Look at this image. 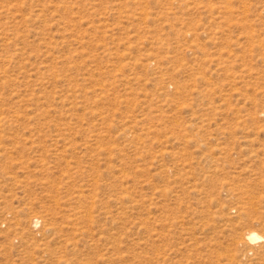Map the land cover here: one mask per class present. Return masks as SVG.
I'll list each match as a JSON object with an SVG mask.
<instances>
[{
    "label": "rangeland",
    "instance_id": "rangeland-1",
    "mask_svg": "<svg viewBox=\"0 0 264 264\" xmlns=\"http://www.w3.org/2000/svg\"><path fill=\"white\" fill-rule=\"evenodd\" d=\"M0 264H264V0H0Z\"/></svg>",
    "mask_w": 264,
    "mask_h": 264
},
{
    "label": "bare ground",
    "instance_id": "bare-ground-1",
    "mask_svg": "<svg viewBox=\"0 0 264 264\" xmlns=\"http://www.w3.org/2000/svg\"><path fill=\"white\" fill-rule=\"evenodd\" d=\"M247 235H248L249 240H251V241H256V240L263 237L262 234H260L259 232L255 231V230L249 231V233Z\"/></svg>",
    "mask_w": 264,
    "mask_h": 264
}]
</instances>
